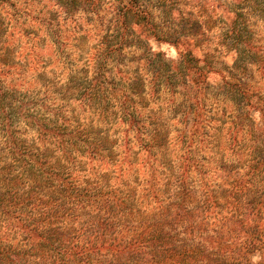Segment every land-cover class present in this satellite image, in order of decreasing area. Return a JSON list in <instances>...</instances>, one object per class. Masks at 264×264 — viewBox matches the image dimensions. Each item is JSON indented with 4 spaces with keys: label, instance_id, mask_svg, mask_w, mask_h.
Listing matches in <instances>:
<instances>
[{
    "label": "rangeland",
    "instance_id": "rangeland-1",
    "mask_svg": "<svg viewBox=\"0 0 264 264\" xmlns=\"http://www.w3.org/2000/svg\"><path fill=\"white\" fill-rule=\"evenodd\" d=\"M204 1L140 0L149 16L122 20L114 0H0V181L30 198L22 219L91 230L112 214L133 240L184 179L177 227L209 238L264 198V0ZM12 228L0 220L4 245L20 243Z\"/></svg>",
    "mask_w": 264,
    "mask_h": 264
},
{
    "label": "trees",
    "instance_id": "trees-1",
    "mask_svg": "<svg viewBox=\"0 0 264 264\" xmlns=\"http://www.w3.org/2000/svg\"><path fill=\"white\" fill-rule=\"evenodd\" d=\"M139 1L114 0L119 7V17L124 20L129 14L140 18L149 16L144 10H138ZM166 2L167 0H158L156 5L163 9ZM172 13L167 17L171 23L175 21L171 17ZM60 143L64 144V136ZM263 163L264 161H260L256 165L260 168ZM42 168L41 174L48 177L53 174L50 176L53 179H69L67 176L58 177L48 165ZM183 182L184 179L178 180L175 197L167 204L173 205V208L164 212L165 208L160 206L158 215L160 212L162 219L157 220L149 231L141 229L132 237L133 240L125 241L124 231L115 229L112 223L116 219L112 214L98 219V227L91 230L82 227L62 228L58 225L56 213H43L27 222L20 215L22 209L27 211L30 198H20L16 202L17 198L9 190L12 179L0 181V206L5 208L4 212H0V220L3 224H13L12 229L20 239V243L15 246L4 245V241L0 239V264H27V258L34 259L31 264H253V257H258L255 264H264V215H261L264 198L250 202L243 197L242 206L246 209L244 214L247 216L238 214L242 219H237L234 227H222L213 231L209 238L207 235V239L204 231L177 227L186 215L179 211L180 208H185V202L181 198L186 197L187 200L190 194H187ZM248 183V179H242L234 186L235 191L230 194V198L227 197L229 213L234 217L239 210L237 203H240L235 201L234 192H246ZM62 192L68 196L74 194L72 197L76 207L86 205V197L78 187L62 185ZM175 199L179 201L177 207L171 202ZM207 201L211 202L212 197H208ZM204 202L205 199L202 204ZM103 203L100 201L97 204ZM112 203L114 206L119 205L114 198ZM169 209H172L174 219L171 218ZM103 257L106 259L103 260Z\"/></svg>",
    "mask_w": 264,
    "mask_h": 264
},
{
    "label": "clouds",
    "instance_id": "clouds-1",
    "mask_svg": "<svg viewBox=\"0 0 264 264\" xmlns=\"http://www.w3.org/2000/svg\"><path fill=\"white\" fill-rule=\"evenodd\" d=\"M258 259V257H253V264H255V261Z\"/></svg>",
    "mask_w": 264,
    "mask_h": 264
}]
</instances>
